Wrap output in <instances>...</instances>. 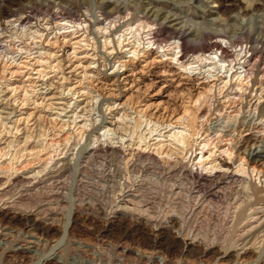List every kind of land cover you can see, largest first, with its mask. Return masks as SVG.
<instances>
[{
  "label": "rangeland",
  "instance_id": "rangeland-1",
  "mask_svg": "<svg viewBox=\"0 0 264 264\" xmlns=\"http://www.w3.org/2000/svg\"><path fill=\"white\" fill-rule=\"evenodd\" d=\"M5 1H3V3L7 4L8 0ZM83 1L85 2L84 6H73L70 10H62L63 7L69 6V0H19V2L14 4L11 8L12 10L20 9L28 3H34L35 9L40 13V18L38 19V16L31 17V20H33L31 24L41 29L46 28V24L44 25V23L47 21V17L45 20L43 19V10H48L50 15H53L55 19H62L64 17L65 19L77 18L80 21L87 20L86 23L91 25L89 28V42H96V44L94 46L90 45L88 42L74 44L76 41L75 39L70 41V37L67 39L61 37V42L55 45L56 47L54 46L57 54H54L56 56L53 55V58H57L54 63L61 61L62 71L56 69L45 77H39V74H37V70L42 69V66L36 67L37 64H35V60H31L34 55L36 56L39 54L36 51L42 47L41 43L34 45V41V44H32L30 43L32 40H29L28 42L32 50L27 54L25 50H21L17 47H21L24 43L16 39V51L10 53L8 57L15 56L18 61L29 63L28 65H21L23 66L21 69L18 68L19 66L16 62L10 64L11 61L8 62L4 69L7 57H4V61L0 58V126L3 121L11 130L10 133H7L5 130L1 134V138L3 139L0 141V147L3 146L5 140L8 138H13L15 140L17 137H23L28 131L27 125L31 128L30 131H32L35 136L39 131V124L41 122L48 128L52 127L51 121L54 122L57 120V123L71 122V116L74 115L73 111L75 109H77L78 115H80V117L77 118L78 124L85 123L86 121L90 124L86 137H84L80 144H77L75 147L74 143H76V141H72V145L69 146L70 148L68 147L69 149L67 148L64 150L66 153L56 156V159L61 157H66L65 159L72 158L71 172L68 174L69 177L67 174H64L62 175L63 177H59L60 179L58 177L56 178L58 182L55 180L56 183H54L53 186H47L48 188L46 191L48 192H46V194H48L49 197H44L43 200L37 203L33 208L24 207L22 205L14 206L12 203L21 193H23L24 196H28L29 193L37 191L39 187H44L47 184L49 185L50 182L47 184H39V187H35L36 189L34 188L33 191L26 190V192L22 191L19 193V189H16L12 192L13 194L2 197L3 201L2 199L0 200V212H8L17 216V219H25H23L25 223H4L0 220V264H226L227 261L223 260L231 250L216 257H213V254H207L209 250H206L200 255L188 256L186 255L187 247H185V254L175 255L167 251V245L172 246L170 240H165V242L164 240H158V243H154V241L150 240L147 236H143V229H152L153 225L150 224V222L147 223L144 221L143 218L145 216L143 217L138 213H135L134 216V214L128 210L123 209L122 205H124V203L130 206L138 204L139 206H137L143 209L152 206L153 195L147 183V177H149L150 172H135L134 176L137 175V177H133L128 185H122L121 182L125 180L124 176L118 173H115L114 176L113 174H109L108 170L104 177V185L101 183V186L95 187L96 189L93 188L94 193L90 191L92 187H90L89 190L80 191V199L83 198L86 201L85 203H90L92 208L86 211V209H84L85 207L76 206L75 198L77 197V188L79 186V179L81 178L79 171L80 158L83 156L85 148L100 144V142L95 143V137L93 136L97 134L101 135V142L103 145L104 140V147L107 146V143L109 144L112 141H118L117 145L120 146L122 143L127 145L133 140L130 136H124L123 142L120 140L121 137H118L119 133L103 137V129L100 130L102 125H108V127L111 128L117 127V125L114 124L115 122H120L118 114L120 111V113H122L125 109L133 118L131 120L132 122L136 116L135 111L139 110L145 113L147 119H152V123L157 121L159 123H167L170 120L175 121L179 115H182L184 107L188 105L191 100H196L200 91L204 90V86L212 80L200 74V70H195L190 73L181 68L177 61L170 58V55H164L166 51H164L163 48L158 50L160 52H157L155 45L149 47L145 33L143 34L144 43L142 42L136 55L127 52L131 46L119 47L116 43V35H118L116 32L126 27L125 25L131 20L132 15L121 18H118L116 15L119 21L116 23V26L111 28V32L108 33L111 35V38L114 39L113 43L109 45L114 47V51L113 49L111 51V49L103 47L104 38L101 37V34L95 32L97 28L95 27V22L104 18V16L101 15L102 10L99 9V1L101 0ZM123 1L124 0H115V3L122 6L124 4ZM126 1L134 6L136 4L137 7L144 8L149 6L147 0ZM166 1L171 8L175 9L181 8L185 1L188 0ZM246 1L253 2V0ZM61 2H63V4ZM194 5L197 6L196 9L199 11L209 9L214 12V14L208 15V13L203 12L191 13V11H186L174 15L172 13H165L152 16L150 20H156L157 24L160 22L165 23L163 26L154 25V30H157L161 38L166 40L174 35L175 28L184 26L191 36V39L190 36L188 38L190 40L187 39L188 46H193L201 31L205 28L206 21L208 19H219L221 22L220 29L222 28L229 33H238V36H240L243 41H246L243 31L248 30L251 32L250 41L253 46L256 45V38L262 36L257 29V19L255 17L252 19L247 16L243 17L233 14L236 15V17L232 19L233 21L231 19L225 20L216 13L217 7L214 6L215 4L212 0H198L194 2ZM145 10L144 8L143 11ZM62 11L63 13H61ZM262 14L264 16V10ZM140 15L143 16V13ZM17 16L19 15H15V17ZM116 17L114 16V19ZM172 19H175V21H170ZM6 20L7 19H2L3 24L0 26V32L3 33H0V38L9 42L11 40L10 34L12 31L10 23ZM49 20L54 22V20L50 18ZM111 20H113V18H111ZM108 21L109 20L105 23H108ZM73 29L74 28L68 29V33H71ZM46 32L49 33L51 30L46 29L45 33ZM53 36L51 35L50 38ZM76 36H78V34L72 37ZM92 37H94V39H92ZM127 37H129V35ZM131 39L133 40V38ZM128 42L129 40H125L124 44H128ZM167 42L170 43L171 40L166 41L163 45ZM44 45L49 44L45 42ZM73 45L76 47V51ZM168 53L170 52L168 51ZM28 55L29 57H27ZM119 55L124 56L121 62H118L117 59ZM248 56L252 59L251 62L252 64L254 63L256 67L254 68L255 73L252 76L255 80L257 78L256 74L259 65L260 69H264V56L260 57L255 54L251 56V53H248ZM91 61H93V63L89 64ZM123 63L126 65L123 66ZM32 64H35L33 68ZM87 65L90 72L87 75L88 78L84 79V72L87 70ZM34 67L37 69H34ZM82 78V83H80ZM25 80H28L26 85H30V83L35 81V87H29L30 93L27 95L29 98L28 101H23L25 91L23 88L24 84L21 81ZM88 82L92 85L90 86V94L87 93V90H78L82 86L88 84ZM6 83H9L10 86H6ZM211 84L214 85L212 92H208L207 95L201 98L202 104L198 112L199 118L197 119V125L200 127L203 126V130L196 136L197 144L195 148L203 147L205 140L207 141L205 136L208 133L204 132L208 127H210L209 133L215 128H219L220 135L217 136L219 137L218 139L214 141V138H212L214 133L209 136L212 139L207 141L209 145H206L203 149L204 153H206L205 156L223 160L229 157L228 153L230 151L228 153L225 152L229 147L232 150L231 158L234 160L238 154L244 155L246 158L254 156L258 161L260 170L257 176H255L257 170L254 173L250 170V176L247 175V178L252 188L254 187L253 185L257 184L259 188L264 189V117L260 115V107L264 104V96L259 99L256 92L250 93V90H233L230 83L224 88L219 87V81L211 82ZM60 85H64V87L68 86L63 95L59 94L62 89H64L61 87L58 88ZM251 86L252 84H250V87ZM12 88L18 89L12 91ZM255 88L257 89L258 86L256 85ZM70 89H72V91H69ZM75 89L76 92L73 93ZM33 90L35 91L32 92ZM236 93L241 94L239 95ZM89 95L95 96V98L93 101L91 100L89 103L90 106L87 107L90 99L86 98ZM36 99H38L39 103L41 102L39 105L34 103ZM125 103L128 104V106H125ZM194 104L196 103L193 102V105ZM198 104L199 103H197V105ZM77 105H79L78 108ZM36 106H38V108H36ZM93 107L94 109L91 112L86 110V108L91 109ZM221 107H224L222 111L219 110ZM31 112L33 114L29 117L28 121L27 118ZM39 112H42L41 120L39 119ZM235 113L238 114L237 124L234 128H231V126H227L228 124L226 121L230 115ZM127 121H129L128 118ZM73 125H71V129ZM15 126H19V131L15 129ZM68 128L69 127H66L65 131L68 130ZM173 128L174 126L168 127L163 129L162 132L166 133L169 130H175ZM1 129L3 130L4 127ZM227 133L229 134L228 136L226 135ZM49 134L50 135L47 137L48 139L52 137L54 131L50 130ZM154 134L153 136H148L146 140L147 143L152 144L159 139L166 141L165 137L160 138ZM228 138L229 140H227ZM37 139L38 138L30 140V145L35 144ZM148 151L149 150H147V152ZM200 151L201 150L197 149L193 157L195 158ZM149 152H152V150ZM127 153L129 154L128 151L125 152V154ZM257 153L259 154L256 155ZM128 154L127 157H132ZM112 156L113 155L110 154L104 157L100 155L97 158L100 159V161L104 159V164L106 163V165L110 166L113 163L111 162V159H113ZM3 160H5V157L1 158L0 162ZM61 164L62 163H60V165ZM60 165H58V168ZM95 166L97 167V165ZM112 167V169H114V166ZM96 179L98 178L96 177ZM84 181L88 180L84 179ZM29 185L33 184L30 183ZM143 195L146 196L144 197ZM262 195H264V192ZM130 197L133 201H130ZM57 200L62 202V205L59 206V204L56 203ZM109 200H114V202H107ZM49 202L53 203L51 204ZM11 205H13V207ZM101 207L105 208L104 213H98ZM124 214L127 220L121 221L120 228L123 235L122 237L114 235L104 236L97 232L99 228H107L112 224L120 223V217ZM27 219L39 220L43 225H47L46 227L49 228L48 232L45 233L41 231L40 227L28 225L26 222ZM137 228L140 229L138 232ZM126 232L128 234H125ZM179 238L182 240L184 239L183 236ZM160 241L162 243H159ZM1 250L5 251L3 252L4 254H1ZM255 251L259 252V250ZM233 253L234 252H232V255ZM232 257L233 256L230 258L234 259ZM247 257L246 261H243V259H240V261L234 259L228 261L227 264H261V260L264 259V253L258 257L255 253L250 252Z\"/></svg>",
  "mask_w": 264,
  "mask_h": 264
},
{
  "label": "bare ground",
  "instance_id": "bare-ground-1",
  "mask_svg": "<svg viewBox=\"0 0 264 264\" xmlns=\"http://www.w3.org/2000/svg\"><path fill=\"white\" fill-rule=\"evenodd\" d=\"M3 1L0 0V26L3 24L2 19H7L6 21L10 23L12 31L10 34L11 40L9 42L0 38V58L4 61V57H7L4 69L10 61V64L16 62L19 69L23 68L21 65L29 64L28 62L18 61L15 56L8 57L10 53L16 51V39L24 43L21 47H17L21 50H25L27 54L32 50L28 42L29 40H32L30 43H35L34 45L41 43L42 47L36 51L39 54L36 56L34 55L31 59L35 60V64H37L36 67L42 66V69L37 70L39 77H45L56 69L62 71L61 61L54 63L57 58H53V55L57 54L55 52V45L61 42V37H63V39L70 37V41L75 39L76 41L74 44H81L82 42H88L92 46L96 44V42H89V28L91 25L86 23L87 20L80 21L77 18L65 19L64 17L62 19H55L53 15H50L48 10H43V19L45 20L47 17V21L44 23V25L46 24V28L41 29L31 24V21H33L31 17L38 16V19L40 18V13L35 9L34 3H28L20 9L12 10V6L18 3L19 0H8L7 4L3 3ZM196 1L198 0L185 1L181 8L174 9L170 7L166 0H147L149 6L144 7L146 9L145 11H143V7H137L136 4L135 6L129 4L126 0L123 1L124 4L122 6L117 5L115 0L99 1V9L102 10L101 15H103L104 18L95 22V27H97L95 32L101 34V37L104 38L103 47L111 49V51L113 49L114 51V47L109 46L113 43L114 39L111 38V35L108 33L111 32V28L118 23L119 19H117V17L121 18L132 15L131 20L125 25L126 27L116 32L118 35L115 33L117 36L116 43L119 47L131 46L127 52L136 55L140 45L142 42L144 43L143 34L145 33L149 47L155 45L157 52H160L158 50L163 48V50L166 51L164 55H170V58L177 61L181 68L190 73L195 70H200V74L212 80H210V82L208 81L209 83L204 86V90L200 91L196 100H191L189 104L184 107L182 115H179L175 121L170 120L167 123H159L157 121L152 123V119H147L145 113L139 110L135 111L136 116L132 122L131 120L133 118L125 109L122 113H120V111L118 114L120 122H115L114 124L117 125V127L111 128L108 127V125H102L100 130L103 129V137L119 133L118 137H121L120 140L123 142L124 136H130L133 140L127 145L122 143L120 146L117 145L118 141H112L109 144L107 143V146L104 147V140L102 145L101 135L97 134L93 136L95 137V143L100 142V144L87 148L84 147L85 152L83 156H81L79 163L81 178L79 179L75 203L78 207H85L84 209H86V211L92 208L90 203H85L86 201L83 198L80 199V191L89 190L90 187H92L90 191L94 193L93 188L101 186V183L104 185V177L108 170L109 174H113L114 176L115 173L124 176L125 180L121 182L122 185H128L133 177H137V175L134 176L135 172H150L149 177H147V183L153 195L152 206L143 209L138 207V204V206H130L126 203H124V205L121 204L123 209L128 210L134 214V216L135 213L143 217L145 216L146 218H143L144 221L147 223L150 222V224L153 225L152 229H143V236H147L150 240H153L154 243H158V240H164V242L165 240H170L172 246L167 245V251L170 254L182 255L185 251V247H187L186 255L188 256L200 255L206 250H209L207 254H213V257H216L231 250L223 261H227V263L234 259L239 261L243 259V261H246V258H248L247 255L250 252L255 253L258 257L264 253V195H262L264 189L259 188L257 184L253 185V189L247 178V175L250 176V170L252 173L257 170L255 176L258 175L260 170L258 161L254 156L246 158L241 154H238L234 160L231 158L232 150L230 147L225 151L227 153L230 151L228 153V158L221 160L219 158H212L211 156L206 157V153H204L203 149L206 145H209L207 141H210L212 138H214L215 141L219 138L217 137L220 135L219 128H215L209 133L210 127H208L204 132L208 133L205 136L207 141L205 140L203 147H195L197 144L196 136L203 130V126L200 127L197 125V119L199 118L198 112L202 104L201 98L207 95L208 92H212L214 83L211 84V82L219 81L220 88H224L230 83L233 90H250V93L256 92L259 99L264 96V69H260L259 65L256 74L257 78L254 80L252 76L255 73L254 68L256 67L254 63L252 64V59L248 56V53H251V56L253 54L259 55L260 57L264 56V16L262 14L264 10V0H253V2H248L246 0H212L215 4L214 6L217 7L216 13H218L222 19L232 20L236 17V15L233 14L243 17L247 16L252 19L255 17L257 19V29L262 36L256 38L255 46H253L250 41L251 32L248 30L243 31L244 37L246 38V41H243L242 38L238 36V33H229L222 28L220 29L221 22L219 19L210 20L206 18L208 19L205 23L206 26L195 40L196 43L194 45L192 43L193 46H188L187 39L190 33H188L184 26L175 28L174 35L169 39L166 37V40L161 38L157 30H154V25L163 26L165 23L160 22L157 24L156 20H150L152 16L165 13H172L174 15L186 11H191V13L203 12L208 13V15L214 14V12L209 9L197 10V6L194 5ZM61 3L63 4V2ZM69 3V6L63 7L62 10H70L73 6H84L85 4L83 0H69ZM61 13H63V11ZM142 13L143 16L140 15ZM15 15L19 16L15 17ZM114 16L116 17L115 19ZM49 18L54 20V22H51ZM111 18H113V20H111ZM107 20H109L108 23H105ZM170 21H175V19ZM70 28L74 29L71 33H68V29ZM46 29L51 30V32L45 33ZM77 34L78 36L72 37ZM51 35L54 36L50 38ZM128 35L129 37H127ZM131 38H133V40ZM92 39H94V37H92ZM125 40H129L128 44H124ZM169 40H171L170 43L167 42L168 44L166 43L163 45V43ZM45 42H48L49 45H44ZM168 51L170 53H168ZM143 52L147 53L146 51ZM27 57H29V55ZM123 57L124 56L121 55L117 56L118 62H121ZM91 63H93V61L89 64ZM34 65L32 64V68ZM124 65L126 64L123 63V66ZM36 67H34V69ZM86 69L87 70L84 72V79L88 78L87 75L90 72V70H88V65ZM82 80L83 78L80 80V83H82ZM27 81H21L24 84L23 88L25 91L23 101L29 100L27 96L30 93L29 87H35V81L30 83V85H26ZM250 84H252L251 87ZM256 85L258 86L257 89L255 88ZM6 86H10V84L6 83ZM90 86L92 85L88 82V84L82 86L78 90H87V93L90 94ZM59 87L64 88L59 93L61 95H63L66 88H68V86L64 87V85H60L58 88ZM17 89L18 88H12V91H16ZM34 91L35 90L32 92ZM69 91H72V89ZM74 92H76V89L73 93ZM236 94L240 95L241 93ZM94 98L95 96L90 95L86 98L90 99L87 107L90 106L89 103L91 100L93 101ZM193 102L196 104L193 105ZM34 103L39 105L41 102L39 103L38 99H36ZM197 103L199 104L197 105ZM125 106H128V104L125 103ZM78 107L79 105H77V108ZM36 108H38V106H36ZM223 108L224 107H221L219 110L222 111ZM93 109L94 107L91 109L86 108L88 112H91ZM260 113V115L264 117V104L260 107ZM32 114V112L29 114L27 118L28 121ZM41 114L42 112H39L40 120L42 119ZM73 114L74 115L71 116V122L57 123V120L54 122L51 121L52 127L49 128L44 126L41 122L39 124V131L35 136L33 132L30 131L31 128L27 125L28 131L23 137H17L15 140L13 138L5 140L3 146L0 147V159L5 157V160L0 162V200L4 196L13 194L12 192L16 189H19V193L22 191L26 192V190L33 191L35 187H39V184H47L50 182L49 185L47 184L44 187H39L37 191L29 193L28 196L26 195L27 197L24 196L23 193L20 195L18 194L19 196L12 201L14 206L22 205L24 207L33 208L37 203H40L44 197L48 196V194H46L48 191L46 190L56 183L55 180L57 177L59 178L64 174L68 176L71 172L72 158L65 159L66 157H61L56 159V156L66 153L64 150L72 145V141H76V143H74L75 147L77 144H80L84 137H86V133L90 127L87 121L78 124L77 118L80 117V115H78L77 109L73 111ZM237 117V113L230 115L226 121L228 124L227 126L234 128L237 124ZM127 118L129 121H127ZM71 125H73L72 129ZM171 126H174L173 129L175 130H169L166 132L167 134L162 132L163 129ZM2 127H4L3 130L1 129ZM66 127L69 128L65 131ZM15 129L19 131V126H15ZM5 130L7 133L11 132L6 123L2 121L0 126V141L3 139L1 138V134ZM50 130L54 131V134L48 139L47 137L51 134H49ZM212 133L214 134L212 138H210L209 136ZM153 134L160 138L165 137L166 141L159 139L155 143H147L146 140L148 136H153ZM226 135L228 136L229 134L227 133ZM36 138L38 139L35 144L30 145V140H35ZM227 140H229V138ZM197 149L201 151L194 158L193 154ZM147 150H152V152H147ZM127 151L133 158L130 156L127 157L128 153L125 154ZM109 154L113 155V159H111L113 163L110 166L106 165V163L104 164V159L100 161V159L97 158L100 155L104 157ZM258 154L259 153L256 155ZM60 163L62 164L60 165ZM58 165H60L59 168ZM95 165H97V167ZM112 166H114V169H112ZM96 177L98 179H96ZM84 179L88 181H84ZM30 183L33 185H29ZM58 201L59 200L55 202L59 204V206L62 205V202ZM130 201H133L132 198ZM107 202L113 203L114 200H109ZM49 203L52 204L53 202ZM13 205L11 206L13 207ZM104 209L105 208L101 207L98 213H104ZM124 216L125 214L120 217L121 220L118 219L120 223L112 224L107 228H99L97 232L104 236L114 235L122 237L123 235L120 228L121 221L127 220L126 216ZM16 219L17 216L11 213L0 212V220L4 223H25L24 218V220ZM26 222L28 225L40 227L41 231L45 233L49 230V228L46 227L47 225H43L37 219H27ZM139 230L140 229L137 228V232ZM125 234L128 233L126 232ZM180 236L184 237V241L179 238ZM161 241L159 243H162ZM255 250H259V252ZM3 252L5 251H2L1 254ZM232 252H234L233 255ZM231 256H233L232 258L234 259H231ZM261 264H264V259L261 260Z\"/></svg>",
  "mask_w": 264,
  "mask_h": 264
}]
</instances>
